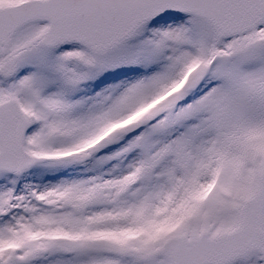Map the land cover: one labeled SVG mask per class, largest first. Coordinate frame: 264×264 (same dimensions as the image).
Listing matches in <instances>:
<instances>
[{
    "label": "snow or ice",
    "instance_id": "6c2138e0",
    "mask_svg": "<svg viewBox=\"0 0 264 264\" xmlns=\"http://www.w3.org/2000/svg\"><path fill=\"white\" fill-rule=\"evenodd\" d=\"M0 264H264V0H0Z\"/></svg>",
    "mask_w": 264,
    "mask_h": 264
}]
</instances>
